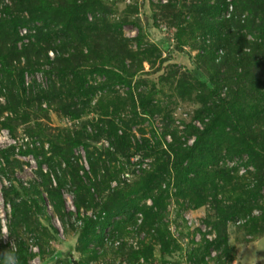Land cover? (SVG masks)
Here are the masks:
<instances>
[{"label":"trees","instance_id":"1","mask_svg":"<svg viewBox=\"0 0 264 264\" xmlns=\"http://www.w3.org/2000/svg\"><path fill=\"white\" fill-rule=\"evenodd\" d=\"M170 4L166 7L179 11L177 15L180 16L179 25L182 26L184 22L187 24L179 30V41L182 44L184 36L189 35L196 42L198 35L202 44L199 47L201 54L197 55V64L204 67L207 73H211L210 79L205 76L200 77V86L197 88L200 93L195 96V99L201 101L203 105L196 111L193 119L200 120L203 127L199 128L190 124L184 131L185 139H187L185 142L178 139V131L171 132L170 127H166L163 141L159 143L145 141V144L141 145H132L128 140L129 135L119 136L118 128H113L115 124L112 122L110 123L114 125H111L109 129H103L101 133L102 137L105 136L111 141V149L117 152L122 151L127 154L126 152L135 149L144 152L146 158L154 157L151 162L152 173L145 177L146 180L142 186L140 185L141 190L137 193L142 192L145 195L144 199H151L153 207L142 210L136 207L135 213H144V224L139 227H142L141 231L148 229L149 234L157 238L162 253L160 255L162 264H172L164 259L180 250L177 239L165 231V224L159 212L163 209L161 204L171 198L168 190L170 187L168 178L172 177L171 175L175 179L173 188L176 190L174 196L177 199H189L197 205L207 202L216 204V210L223 215V223L226 220L239 218L243 211L251 212L253 207L248 206L252 201L251 198L256 195V190L264 187L262 172L264 165L259 156V154L264 156V0H231L229 3L226 0H193L190 4H187V0H171ZM178 5H180L179 8ZM230 5L234 8L231 18L222 20L223 12L228 10ZM1 6L0 0V36L13 40L10 49L17 60L24 58L26 53L28 56L26 66L15 67V70L7 69L8 75H5L3 70L0 77V93L9 96L10 88H14V91L19 93L18 97L24 102L29 96L33 98V101L44 98L56 103L57 110L62 114L76 120L87 116L98 92H101L99 93L101 98L93 109L104 114V117H108L109 106H114L115 103L106 96L112 94L118 85H122L130 90L126 99L121 98L123 101L121 106L132 102L133 118L140 117L136 110L138 108L145 116L153 117L155 113L160 112V107L154 105L152 100L154 95L160 93L152 89L148 92L146 90L139 92L140 84L136 85V89L132 88L130 78L135 77L142 69V60L137 66L139 70L129 68L127 60L134 59L137 53L122 46V43L128 40H120L121 26L109 27L107 13L104 14L106 16L103 19L97 17L98 12H104V4L101 0H13L9 5ZM27 12L28 19L20 21ZM185 12H187L186 21L183 19L186 16ZM245 14L248 16L244 17ZM89 15L91 20L88 18ZM41 23H45L46 26H35ZM30 25L35 29L30 28ZM23 28L36 32L27 36L30 44L24 45V51L17 46L20 30ZM140 30L142 31L141 28ZM249 37L251 40L248 39ZM138 38L137 42L141 40V36ZM81 45L88 50L89 56L84 54V50L81 51ZM51 50L57 54L55 60L48 55ZM149 51L157 58H161L158 48L152 47ZM56 63L59 66L54 67ZM88 68L90 71L86 72ZM35 71L43 72V75L51 81V86L46 92L28 96L23 81L24 75L26 72ZM52 73L56 74L57 80H51ZM177 74L178 72H174L173 76ZM94 76L101 77L104 81L98 83L96 79L88 80L89 77ZM180 81L183 82L182 76ZM194 91L197 92L195 89ZM190 94L193 95L192 92ZM222 94L228 95L222 97ZM177 95L184 97L183 94ZM9 109L15 111L13 107ZM110 112L114 115L119 113L118 109ZM102 122L106 125L104 119ZM88 124L96 127L98 123L95 124L93 121L84 123L82 129L76 131L72 139L69 136L63 137V141H67L71 151L70 154L66 152L61 154V158L67 163V168L69 165L71 171L76 170L70 166L71 158L73 159L75 148L82 146L86 150L91 165L90 170L97 178L98 163L103 156L101 157L100 154V157H95L98 152L89 151L87 141H98L100 136L97 133L91 134L87 129L90 127L87 126ZM43 133L42 130L39 134L43 135ZM154 133L155 131H152V135ZM168 133L173 139L170 143L166 139ZM191 138H194V145L189 146L188 141ZM50 144L51 152L60 149L54 146L53 142ZM2 154L4 160L9 163L8 156L5 153ZM40 154L36 151L35 156L38 158ZM244 154H247L246 159L242 157ZM227 156L230 159L239 157L244 162L249 161L256 167L259 176L257 185L253 189H246L247 200L240 199L238 196L237 201L230 206L223 203V201L228 203L229 198L225 197L221 201L218 199L219 195L232 184L231 181L243 184L245 180L231 176L228 167L221 168L220 161ZM105 169L108 172L107 166ZM78 173L79 171H75V174L70 172L58 177V186L60 188L69 186L74 190L75 197H78L83 190L91 193V189L99 190L103 184L102 181H96V178L88 174L85 176L86 179H79ZM209 177L213 178L214 191L211 195L202 197L198 192L206 186V178ZM217 180L224 184L218 185ZM10 188L9 192H4L6 202L12 205L15 217H19L21 210L18 208L20 204L16 202V198H20L24 187L19 189L11 185ZM41 193L39 186L25 189L24 194L29 201L24 203L39 209V202L44 199ZM11 194L14 195V199L11 198ZM35 194H38V200ZM59 200L61 199H57L56 208L62 210L63 201L62 204H58ZM76 205L80 210L81 205L79 203ZM245 208L249 209L240 211ZM126 209L127 205L104 206L106 221L93 222L91 219L79 217L71 226L81 225L76 230L80 235L79 251L88 254L89 260H95L99 257L98 255L105 254V250L112 249L121 259L120 261H126L127 264H152L155 252L152 245L147 244L144 239L135 241L131 238V243H128L122 238L129 227L136 226L135 219L133 220L132 217L128 221H111L123 214ZM261 218L264 220V212ZM203 222L211 227L210 233L213 231L217 239L210 241L203 237L201 242H197L196 232L191 233L190 236L197 246L204 243L202 257L210 255L212 245L218 249H224V242H226V235H222L225 231L224 225L221 224V228H218L210 221ZM109 226H112L110 234H104V230ZM139 227L136 232H140ZM99 228L101 232L97 231ZM55 233H57L56 230ZM90 243L96 244L93 250L88 247ZM96 248H100V251ZM0 251H4L1 244ZM69 253L65 255L60 252L58 256L60 258L69 256ZM9 256L15 257L17 264H28V254L22 245L18 246L16 251H11L5 259H9ZM189 261L198 264L199 251L191 254ZM70 264L73 262L71 261Z\"/></svg>","mask_w":264,"mask_h":264},{"label":"rangeland","instance_id":"2","mask_svg":"<svg viewBox=\"0 0 264 264\" xmlns=\"http://www.w3.org/2000/svg\"><path fill=\"white\" fill-rule=\"evenodd\" d=\"M11 1L13 0H1V4L2 6L9 5ZM101 1L104 4V12H98L97 17L103 19L106 16L104 14L107 13L109 27L121 26L120 40H128L123 42L122 46L137 53L134 59L127 60L129 68L139 70L137 66L142 60V69L137 72L135 77L130 78L132 88L136 89V85L140 84L139 92L141 90L148 92L152 89V91L160 93L154 95L152 100L153 104L159 106L161 110L152 117L145 116L138 108L136 110L140 117L133 118V103L121 106L123 102L121 98H127L130 88L118 85L114 89L115 92L106 96L115 103L114 106H109L108 117H104V114L93 109L101 98V94H99L101 92H98L91 103L87 116L72 120L57 110L56 103L44 98L33 101V98L29 96L50 89L51 81L41 71L26 72L24 75L23 81L29 96L27 101L24 102L22 98L18 97L19 93L14 91V88H10L9 96L0 93V244L4 247V251H0V264H17L15 257L9 256V259H5V257L11 251H16L20 245L24 246L27 251L28 264H70L71 261L73 264H127L126 261H120L121 259L112 249L105 250V254L98 255L99 257L95 260H89L88 254H84L78 249L81 244L79 231L76 230L81 225L71 226L79 217L91 219L93 222L106 221L107 216L103 211L106 205L111 207L127 205L123 214L116 216L111 221H128L133 217V220L135 219L137 222L136 226L129 227L122 238L128 243H131V238L135 241L144 239L155 250L152 264H162L160 256L162 253L157 238L149 234L148 229L141 231L142 227H139L144 224V213H135L136 207L140 210L153 207L151 199H144L145 195L142 192L137 193L141 190L140 185L142 186V183L145 182V177L152 173L151 162L154 157L146 158L144 152L135 149L126 152L127 154L122 151L117 152L111 149V141L105 136L102 137L101 133L103 129H109L111 125L115 124L113 128H118L119 136L129 135L128 140L132 145H141L145 144V141L154 143L163 141L166 127H170V131H178V139L185 142L187 139H185L184 131L190 124L199 128L203 127L200 120L193 119L196 111L200 110L203 105L201 101L195 99V96L200 93L197 91L200 86V77L205 76L210 79L211 73H207L204 67L197 64V55L201 54L199 47L202 44L198 35L196 42L189 35L184 36L182 44L179 41V30L187 24L184 22L182 26L179 25L180 16H177L179 11L166 7L171 5V0ZM192 1L187 0V4ZM226 1L231 2V0ZM179 7L180 5H178ZM233 9L232 5L228 6V10L223 12L222 18H220L229 20ZM185 14L183 19L186 21L187 12ZM25 15L20 18V21L28 19V12ZM246 16L248 14H245L244 17ZM88 18L91 20V15ZM35 26L44 27L46 24L41 23ZM29 27L32 28L31 25ZM31 33L36 32L29 28L20 30V40L17 46L22 51L25 49L24 45L29 46L30 39L27 36ZM139 36H141V40L137 42L136 39H139ZM248 39L251 40V37ZM12 42L13 40L0 36V77H2L3 70L4 74L8 75L7 69L15 70V67L27 65L28 54L24 53L25 57L17 60L10 49ZM139 44L142 45L139 46ZM152 47L160 50V59L149 51ZM82 50H84V54L88 55V50L81 45ZM48 55L55 60L57 54L51 50ZM56 66L59 65L56 63L54 67ZM87 71H90L89 68L86 69ZM174 72H178V74L173 76ZM180 76H182L183 82L180 81ZM92 79H96L98 83L104 81L98 76L88 78L89 81ZM51 80H57L55 73L51 74ZM191 92L193 95L190 94ZM177 94H183L184 97ZM226 95L228 94H222V97ZM9 107H13L15 111L10 110ZM116 109L119 111L117 115L110 112ZM103 119L106 125L103 124ZM92 121L95 124L98 123L97 126L88 124L87 126L90 127L87 129L91 134H99L100 139L87 141L89 151L93 153L97 151L95 157H100V154L101 157L103 156L100 161L98 160L99 176L97 178L90 170L91 165L86 150L82 146L75 148L73 159L71 158L72 165L70 166L76 170L71 171L69 165L67 168V163L61 158V154L65 152L70 154L71 151L67 141H63V137L69 136L72 139L74 133L82 129L84 123ZM254 123L257 122L254 121ZM42 130L44 131L43 135L39 134ZM152 131H155L154 135H152ZM170 133L166 134L169 143L173 140L169 136ZM194 138L188 141L189 146L194 145ZM51 142L60 149L51 152ZM36 151L42 154L38 158L35 156ZM2 153L8 156L9 163L4 160ZM246 155L242 156L243 159H246ZM259 156L264 165V156L261 154ZM106 166L108 172L105 169ZM220 166L221 168L228 167L231 176L245 181L243 184L231 181L232 184L221 192L218 199L223 201V198H229L228 203L223 201L226 206L235 203L238 196L240 199L247 200L246 189H253L259 181L256 167L249 161L244 162L239 157L230 159L228 156L220 161ZM75 171H79V179H86L85 176L88 174L92 178H96V181H102L103 184L99 190L91 189V193L83 190L78 194V197H75L74 190L69 186L64 188L58 186V177L70 172L75 174ZM262 172L264 175V168ZM171 176L168 178L170 183L168 190L171 198L161 204L163 209L159 212L161 220L165 224V231L177 239L180 250L167 256L165 261L172 264H193L189 261V257L199 251L198 264H264V220L261 218L264 212V187L256 190V195L251 198L252 201L248 204L253 207L251 212L243 211L249 208L242 209L240 211L243 212L239 218L226 220L223 223V215L216 210V204L207 202L197 205L196 202L192 203L189 199H177L174 196L176 190L173 188L175 179L173 175ZM206 179V186L198 192L202 197L211 195L214 191L213 178ZM216 183L224 184L220 180H217ZM11 185L19 187V189L24 187L20 198H16V202L20 204L18 208L21 210L19 217H15L13 207L11 204H7L4 195L5 191L9 192ZM34 186H39L42 191L41 196L44 197L39 202V209L24 203L29 201L24 194L25 189H32ZM37 195L35 194L36 200H38ZM11 198L14 199L13 194H11ZM56 198L61 199L58 204H62L63 201L62 210L56 208ZM76 203L81 205L80 210L77 209ZM184 205L187 207L186 209H184ZM203 221H210L218 228H221V224L224 225L225 231L222 235H226L225 248L218 249L212 245L210 255L204 257H202L204 243L197 246L190 236L195 228L206 224ZM206 225L208 226V224ZM137 227L140 228V232H136ZM111 229L112 226H109L104 230V234H110ZM131 229L133 230L131 231ZM97 231L101 232L102 230L99 228ZM211 235L214 240L217 239L214 238L213 231ZM95 246L96 244L91 243L88 245L92 250ZM96 250L100 251V248H96ZM60 252L65 255L70 253L69 256L60 258L58 256Z\"/></svg>","mask_w":264,"mask_h":264},{"label":"built area","instance_id":"3","mask_svg":"<svg viewBox=\"0 0 264 264\" xmlns=\"http://www.w3.org/2000/svg\"><path fill=\"white\" fill-rule=\"evenodd\" d=\"M200 230L201 232H197L196 233V241L199 242L200 240H202V233L206 234V240H210L213 241V237L210 234L211 228L208 227L206 224H202L201 226H198L197 228L194 229L193 232ZM215 238V237H214Z\"/></svg>","mask_w":264,"mask_h":264},{"label":"clouds","instance_id":"4","mask_svg":"<svg viewBox=\"0 0 264 264\" xmlns=\"http://www.w3.org/2000/svg\"><path fill=\"white\" fill-rule=\"evenodd\" d=\"M210 228H211V227H210ZM195 232L197 233V232H201V231H200V230H197V231H195ZM193 233H194V232H193ZM210 234H211V233H210ZM203 237H205V239H206V234H203V233H202V240H203ZM202 240H200L199 242H201Z\"/></svg>","mask_w":264,"mask_h":264}]
</instances>
